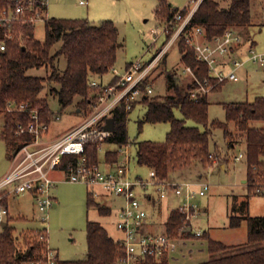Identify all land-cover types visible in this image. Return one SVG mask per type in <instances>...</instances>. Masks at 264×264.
Wrapping results in <instances>:
<instances>
[{
  "label": "trees",
  "instance_id": "16d2710c",
  "mask_svg": "<svg viewBox=\"0 0 264 264\" xmlns=\"http://www.w3.org/2000/svg\"><path fill=\"white\" fill-rule=\"evenodd\" d=\"M13 5L11 0H0V8ZM177 9L179 8H174L169 0H159L156 15L165 22L172 18ZM32 15H35V11L27 10L24 16L13 23L14 37L6 40L5 50L0 49V116L4 117L0 137L7 144L9 156L31 137L30 134L16 133L20 122L27 124L31 120L30 109H37L41 119L50 124L56 118L48 95L45 94L47 89L49 94L58 97L62 111L74 105L75 109L87 113L91 110L90 102L95 100V96H91L92 79L95 75L102 76L109 72L117 60L119 29L113 20L104 19L95 24L87 18L49 16L44 18L46 37L40 40L35 36V22L30 20ZM250 22L251 0H228V4L224 6L218 0H202L191 24L205 26L208 37H213L222 34L228 27L247 26ZM172 32L166 35V40ZM179 48L184 63L192 66L198 79L204 81L208 78L210 84H214L215 79L209 73L208 64L197 58L194 47L181 39ZM63 57L66 58L64 68L60 67ZM43 66L48 69L46 76L29 72ZM155 68L159 69V73L165 74L168 93L163 96H147L140 101L147 106L140 126L146 121L170 122L171 128L164 141L142 140L136 143L138 163L151 168L154 176L160 179L179 170L191 171L188 169L198 165L205 166L211 161L212 128L222 127L227 138L232 135L230 123L233 122L245 134L248 183L255 189L256 184L264 180V128L257 127L252 122L264 120V98L257 97L252 102L224 103L226 121L209 122L208 93L200 94L197 98L192 96V91L199 87L198 82L191 76L181 77L182 74L176 68L169 69L166 55ZM116 80L117 77L112 82ZM155 80L150 74L146 83ZM224 83L214 84L213 91L220 90ZM21 103L27 104V111L9 110L11 105ZM137 103L134 102L132 108L127 109L125 101H122L114 108L112 116L115 130L106 141L118 145L130 142L128 115ZM176 109L182 112L183 117L176 115ZM187 119H193L205 128L187 125ZM99 148L98 142L86 144L89 163H99ZM116 153L117 157L112 159V163L118 160V151ZM76 159V155H67L63 166L66 167L69 161ZM93 204L99 203L90 192L88 205ZM99 210L102 214L112 213L108 206H99ZM243 220L248 221V242L263 241L264 214H231L230 226L238 227ZM6 222L0 233V264H24L27 260L38 258L44 246L38 235L41 227L32 228L34 242L27 250L19 251L14 236L16 228L10 224V217ZM165 225L170 237L207 240L208 259L205 264H264V245L246 249L241 245L217 240L208 231L196 235L189 228L182 230L184 214L178 209L170 212ZM87 244L88 253L85 259L62 260V264H116L121 254L120 239L110 235L108 229L97 220L87 221ZM168 263V254L165 253L157 260L151 257L147 264Z\"/></svg>",
  "mask_w": 264,
  "mask_h": 264
},
{
  "label": "rangeland",
  "instance_id": "374dc122",
  "mask_svg": "<svg viewBox=\"0 0 264 264\" xmlns=\"http://www.w3.org/2000/svg\"><path fill=\"white\" fill-rule=\"evenodd\" d=\"M221 6L227 5L228 0H218ZM174 8H183L192 0H169ZM159 0H89V4H83L80 0H48V10L50 16L58 18H87L95 24H99L104 19L113 20L119 29V46L117 49V60L115 68L119 74L126 72L128 64L138 59L149 61L153 55L162 47L166 40V34H161L158 40L154 39L153 29L161 30L164 21L156 15ZM194 2H192L193 5ZM248 29V26H242ZM249 32L256 41L255 50L264 53V0H251V25ZM35 36L40 40L46 37V23L43 19L35 22ZM247 46V45H246ZM249 46V45H248ZM250 47V46H249ZM248 47V48H249ZM248 48L243 51L242 59L248 57ZM249 54V53H248ZM182 52L177 42L172 44L166 54L167 67L176 68L180 72L184 67ZM245 55V56H244ZM66 66V58L63 57L60 67ZM38 76L48 74L47 67L33 68L29 71ZM239 81H227L220 90L208 93L210 99L209 122L213 120L226 121V109L224 103L237 101H254L257 97L264 98V66H260L252 61L245 62V65L238 70ZM154 81V94L163 96L168 93L166 77L164 73H159V69L152 71ZM115 73L112 69L104 74V83L112 81ZM181 77H185L181 75ZM50 107L54 112H60L59 117L52 120L50 124V137L65 132L72 125L80 122L84 114L77 111L74 105L61 109L58 97L48 93ZM147 106L143 102L137 105L128 115L127 129L130 142L118 145L109 141L99 143V163L101 168L108 167L112 159L117 157L118 161H124L127 154L131 155L129 163L130 175L132 178L142 177L149 179V168L141 165L137 161L136 143L142 140L164 141L171 128L170 122H144L140 126ZM176 115L183 117L182 112L176 109ZM257 127L264 128V120L252 122ZM4 125V117L0 116V130ZM187 125H199L202 129L203 124H199L193 119H187ZM232 135L226 138L222 127L212 128L210 149L213 154L211 161L205 166H195L191 171H185V177H197L201 174L200 180L207 184L205 195H199L194 201L199 205V213L193 217V230L201 232L211 231V236L227 244H237L246 249L257 245H264V240L258 243L248 242V222L243 220L240 226H230V215L236 214L246 216V210H237L249 201V213L251 215L264 214V195L255 192L248 183L247 159H246V138L239 128L230 123ZM127 150V151H126ZM8 147L6 142L0 137V169L5 164H10L11 157L7 154ZM110 155H108V153ZM244 152L245 157L237 160L239 153ZM108 162V164H107ZM227 166L222 168V165ZM192 173V175H188ZM247 181L242 182L243 177ZM64 176L57 174L56 176ZM62 178V177H61ZM90 187L82 182H74L66 179L57 181L54 187L56 201L48 212V220L44 225L48 228V240L61 260H82L88 253L87 244V221L97 220L101 222L109 231L110 235L117 238L120 235L116 227V209L121 199L114 194L107 195L95 194V200L99 204L88 205ZM11 222L16 231L14 236L19 251H25L35 240L32 228L43 225L40 220L41 213L36 207L35 196H11L9 199ZM176 203L171 202V207ZM99 206H108L112 209L111 214H102ZM169 214L164 211L162 222L156 229H163V220ZM3 225L0 224V233ZM189 239V238H178ZM199 240H204L199 238ZM188 250V249H187ZM197 253L186 251V260L180 257L173 264H204L206 253L200 258ZM190 257V259H189ZM194 257V258H193ZM182 263H181V262ZM169 264V263H168Z\"/></svg>",
  "mask_w": 264,
  "mask_h": 264
},
{
  "label": "built area",
  "instance_id": "2783aa9c",
  "mask_svg": "<svg viewBox=\"0 0 264 264\" xmlns=\"http://www.w3.org/2000/svg\"><path fill=\"white\" fill-rule=\"evenodd\" d=\"M11 1L13 6L0 8L1 50L6 49V40L15 35L13 23L24 16L27 10L35 11V15L30 16L33 22L49 17L47 9H43L44 6L48 7V0ZM80 2L87 4L88 0ZM192 2L177 9L172 18L164 22L161 30L153 29L155 40H158L161 34L167 35L173 29L174 31L149 61H132L123 74H119L113 67L116 82L104 84L92 79L91 96H95V100L90 102V111H82L84 117L80 122L65 132L50 137V123L41 119L37 109H30L31 120L27 124H18L16 133L30 134L31 137L11 153L12 165L0 178V224L6 222L9 217L8 199L11 196L34 194L37 209L41 213L40 220L43 222L38 235L44 246L38 258L27 260L24 264H62L57 251L49 244L48 228L44 225L49 217L48 212L56 201L55 173H63V179L87 184L94 195L101 188L121 199L116 218V227L122 234L119 238L121 254L116 264H147L151 257L157 260L165 253L169 259L172 253L179 249L178 238L167 234L166 225L163 229L151 227L152 208L148 203L151 202L153 191L157 192L160 199H166L169 195L177 197L173 209H178L184 214L182 230L190 228L196 235L202 233L193 230L192 223L193 217L199 213V205L194 200L206 193L207 184L200 180L201 174L194 178L185 177V171L179 170V173H172L163 179L155 176L146 180L142 177L132 178L129 167L130 154H127L124 161L117 160L110 164L107 162L106 168H101L100 163H89L86 155L88 142L105 141L111 135L112 132L105 130L103 126L119 103L125 101L126 108L131 109L134 102L155 95V83H146V78L175 42L179 45L181 39H185L194 47L197 58L208 64L209 73L215 79L214 84L239 81L238 70L245 65L247 59L260 66L264 65V53L257 52L253 47L249 48L246 59L237 54L241 44L245 42L239 27H228L222 34L208 37L205 26L192 25L193 15L202 0ZM180 73L191 76L198 82L199 87L192 91L193 97L197 98L200 94L213 90L214 84H210L208 78L204 81L198 79L192 66L184 63ZM9 110L27 111L28 106L26 103L11 105ZM55 113L58 118L59 112ZM67 155H76L77 159L69 161L65 167L63 161ZM243 157L244 152L235 156L237 160ZM255 192L264 194V180L256 184Z\"/></svg>",
  "mask_w": 264,
  "mask_h": 264
},
{
  "label": "crops",
  "instance_id": "0c3cea01",
  "mask_svg": "<svg viewBox=\"0 0 264 264\" xmlns=\"http://www.w3.org/2000/svg\"><path fill=\"white\" fill-rule=\"evenodd\" d=\"M87 4H89V0H88V3ZM47 13H48V15L50 14L49 13V10H48V8H47ZM50 16V15H49ZM250 25H251V22H250V24L249 25H247L248 26V29H246V27H239V29L241 30V32H242V34L244 35V38H245V42L243 43V44H241V47H240V49H239V52L237 53L239 56H241L242 57V55H243V51L246 49V47L248 48L249 46L250 47H253L254 49H255V45H256V41L254 40V38H253V36H252V34L249 32V29H250ZM247 45V46H246ZM249 45V46H248ZM249 47V48H250ZM249 48H248V52H249ZM247 55H248V53H247ZM245 56V55H244ZM261 66H264V65H261ZM113 71V70H112ZM113 73H115L114 71H113ZM103 77H104V75H102V76H99V75H95L94 76V78L93 79H96V80H98V81H100V82H102V83H104V81H103ZM116 77V75L114 76V78ZM113 78V79H114ZM112 79V80H113ZM110 82H112V81H110ZM110 82H107V83H110ZM107 83H104V84H107ZM210 96V95H209ZM75 125V124H74ZM74 125H72V126H74ZM71 126V127H72ZM69 129V128H68ZM67 129V130H68ZM61 134V133H60ZM59 135V134H58ZM56 136V135H55ZM11 165H12V163L10 162V164H5V166L2 168V169H0V178H2L8 171H9V169H10V167H11ZM108 166V165H107ZM148 167V166H147ZM227 166H225L224 164L222 165V168H226ZM149 168V167H148ZM184 172V171H183ZM149 175L150 176H154V171L151 169V168H149ZM176 173H179L178 171L176 172ZM185 173V172H184ZM57 174H59L60 175V173H55L54 174V176H55V178L57 179V181H60V180H62L63 178H61L62 176H56ZM191 173H189V174H187V175H190ZM246 174H247V170H246ZM246 174H245V177H243L242 175H241V177L243 178V180H242V182L243 183H245L246 181H247V179H246ZM201 177H202V175H201ZM107 195V192L106 191H104L103 189H101V188H99L98 189V192H97V195ZM33 196L34 194H32V193H25V194H22V196ZM262 195H264V194H262ZM57 198V197H56ZM10 199V198H9ZM9 199H8V205H9V210H10V202H9ZM171 202H174V203H176L177 202V197H175L174 195H169V197L168 198H166V199H160V198H158V194H157V192L156 191H153V196H152V198H151V202H149L148 204H149V206L152 208V216H151V222H152V228H157L158 227V224H160V222H162L161 220H162V216L164 215V211L165 210H168L169 211V214H170V212H171V210L174 208V205L171 207ZM37 207V206H36ZM249 208H250V206H249V201H247V203L244 205V206H242L241 208L238 206V208H237V210H240V211H242L243 209L244 210H246L245 212V215H247V214H249V215H251L249 212ZM112 210V209H111ZM118 210H119V206H118V208L116 209V212H118ZM243 210V211H244ZM169 214L167 215V217L163 220V224L165 225V222H166V220H167V218H168V216H169ZM255 215H257V214H255ZM259 215H262V214H259ZM116 216H117V213H116ZM9 217L12 219V216H11V211H10V214H9ZM248 222V221H247ZM247 226H248V224H247ZM165 227V226H164ZM119 231V230H118ZM120 232V231H119ZM209 232H210V234H211V231L209 230ZM121 232H120V235L117 237V239H119L120 237H121ZM178 242H179V249L178 250H176V251H174L173 253H172V255L169 257V264H173V263H176V261L180 258V257H184L183 255H186V251H191L193 254H196L197 253V255L198 256H194V257H197V258H201L205 253H206V259H203V261H202V263H204L205 262V260H207L208 259V251H207V240H199V239H178ZM188 249V250H187ZM187 257V256H186ZM186 257H184V259L183 260H181L182 262L184 261V260H186ZM193 257V258H194ZM189 259H190V257H189ZM180 261V262H181ZM181 262V263H182ZM205 264V263H204Z\"/></svg>",
  "mask_w": 264,
  "mask_h": 264
},
{
  "label": "water",
  "instance_id": "95a60500",
  "mask_svg": "<svg viewBox=\"0 0 264 264\" xmlns=\"http://www.w3.org/2000/svg\"><path fill=\"white\" fill-rule=\"evenodd\" d=\"M77 111H80L79 109ZM103 128L107 131L114 132L115 130V120L113 116H109L106 119V123ZM7 222H4L2 225L5 226ZM190 229V228H189Z\"/></svg>",
  "mask_w": 264,
  "mask_h": 264
}]
</instances>
